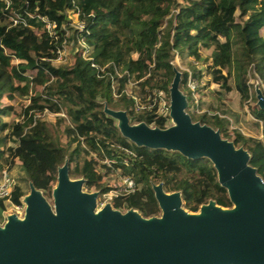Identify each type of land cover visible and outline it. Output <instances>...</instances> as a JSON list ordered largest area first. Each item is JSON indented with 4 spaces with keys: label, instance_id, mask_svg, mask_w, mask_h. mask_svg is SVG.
<instances>
[{
    "label": "trees",
    "instance_id": "obj_1",
    "mask_svg": "<svg viewBox=\"0 0 264 264\" xmlns=\"http://www.w3.org/2000/svg\"><path fill=\"white\" fill-rule=\"evenodd\" d=\"M132 1L12 0L8 7L0 0V169L13 168L20 161L31 182L47 193L58 167L68 159L70 174L83 177L86 188L99 190L102 196L121 188L110 183L120 172L134 177L136 189L115 196L114 208H134L145 217L161 213L153 190V184L160 182L166 191L180 190L190 211H198L211 199L231 207L228 191L208 158L190 159L180 152L137 146L122 135L104 105L126 110L131 122L167 127V117L138 111L134 96L145 100L154 90L169 95L174 68L179 69L175 55L186 50L195 64L181 70V87L188 91L193 120L219 129L224 138L247 149L250 164L264 179V140L231 128L229 119L213 106L198 112L188 87L190 77L202 81L207 74L208 85L212 80L227 90L236 89L264 134V110L250 105L255 95L249 76L253 68L264 83V0ZM69 12L78 13L85 29L75 30L68 41L77 44V35L84 37L89 56L101 66L110 63L104 71L80 50L70 64L54 63ZM43 18L57 23L58 43ZM210 51L212 55L204 58V52ZM201 60L205 68L199 65ZM131 78L137 83L127 93ZM17 96L30 103H21L17 117L9 121L14 111L10 102ZM199 107L203 108L200 98ZM46 109L66 112L70 118L69 122L57 117L56 126L64 124L65 143L41 116ZM24 195L22 186L16 185L12 201L19 204ZM5 204L0 201L2 209Z\"/></svg>",
    "mask_w": 264,
    "mask_h": 264
},
{
    "label": "water",
    "instance_id": "obj_2",
    "mask_svg": "<svg viewBox=\"0 0 264 264\" xmlns=\"http://www.w3.org/2000/svg\"><path fill=\"white\" fill-rule=\"evenodd\" d=\"M169 88L172 124L161 128L132 123L126 110L104 105L124 137L137 146L208 158L228 191L231 207L211 199L198 211L184 207L182 192L154 183L160 215L137 209L99 206L100 191H84L86 180L72 178L69 161L58 167L53 202L30 182L25 214H9L0 225V264H264V179L243 146L219 129L194 121L174 68ZM264 110V92L255 86Z\"/></svg>",
    "mask_w": 264,
    "mask_h": 264
},
{
    "label": "rangeland",
    "instance_id": "obj_3",
    "mask_svg": "<svg viewBox=\"0 0 264 264\" xmlns=\"http://www.w3.org/2000/svg\"><path fill=\"white\" fill-rule=\"evenodd\" d=\"M131 3L132 4L137 3V0H133ZM69 16H71L70 18L72 19L73 23H76V21L78 19L76 13L69 12ZM67 46H68L67 61L63 62V63L54 62L55 64L68 65V63L73 61L75 49L73 48L72 42L68 41ZM212 52L213 51L204 52L203 57L205 58V57L212 55ZM110 54L107 53L106 55L111 57ZM238 54H239V51L236 50L235 55H238ZM193 61H194V58L192 56H190L186 50H180V53H176V55H175L174 64L181 71V70H186V69L192 68L193 63H194ZM202 63H204V62L201 60L199 65L204 66L203 68H205L207 65L206 64L202 65ZM249 76H250V82L252 84L251 92L255 95V99H256L255 86L257 83H259L260 87L264 91V83L257 77L253 68L250 69V75ZM210 78L211 77L208 76L207 74L205 75V77L202 80L203 84L200 87V92L198 93V97L201 99V102H202V107H203L202 109L205 110V109H208L209 107L213 106L214 108H216L218 110L217 111L218 115H220L222 117H226L227 119H229L231 128L241 129L247 135L257 136V137H260L261 139L264 140V134H262L260 126H258V124H257L256 118L251 114L250 109H249V105L242 103L241 95L239 94V92L236 89H232L231 91L227 90V89L223 88L221 84L213 82L212 80H211V83L208 85ZM136 83L137 82L134 81L133 78H131V80L129 82V86L127 87V91L131 92V86H133ZM182 90L188 96V91L185 90L184 88H182ZM255 99L250 102V105H251V103L253 105H257V103H256L257 99L256 100ZM21 103L28 105L30 103V99L21 98L20 96H17L16 100L10 102V104L12 106H14V111H12L10 113V115L7 117V119L9 121L12 119H15L17 117L16 113L21 108V106H20ZM191 105L192 104L190 102V107H191L190 109H193V107ZM188 110H189V107H188ZM61 113L62 114H57V113H52V112L47 113V114L42 113L41 116L45 117V119H47V121H49L51 126H53L55 129H57L56 135L60 136L62 142L65 143L67 141V138L62 132L64 124H62V126H60V127L56 126V124H57L56 122L58 119L57 117L58 116L67 117L69 122H70V118L66 115V112H61ZM20 119L21 118L18 117L17 120H20ZM132 123H136V122H132ZM168 123H169V125H171L172 124L171 120ZM11 144L14 145L15 143L12 142ZM5 167H8V166H5ZM10 172H11L12 177L15 179L17 185L22 186V188L24 189L25 195L28 194L30 192V182L31 181L33 182V180H31L29 178V176L27 175V173L24 171L20 161H17L16 164L14 165V167L10 168ZM71 177L72 178H82V177H76V176H72V175H71ZM111 178L113 180L110 183L113 186H115V185H122L123 186L122 180L117 175L112 176ZM56 184H57V179L52 183L51 188L47 193L43 192L50 202H53L52 189L56 186ZM83 189H84V191H88V192L99 191L96 189L90 190V189L86 188L85 184L83 186ZM113 190H115V189H113ZM105 195L102 196L100 193L99 200H98L100 207H102L103 205H105L108 202L112 203V199L110 200ZM112 205H113V203H112ZM184 207H185V202H184ZM12 213H15V209L13 208V206L11 204L6 203L4 209H2L0 207V225H4L5 222L7 221V216L9 214H12Z\"/></svg>",
    "mask_w": 264,
    "mask_h": 264
},
{
    "label": "built area",
    "instance_id": "obj_4",
    "mask_svg": "<svg viewBox=\"0 0 264 264\" xmlns=\"http://www.w3.org/2000/svg\"><path fill=\"white\" fill-rule=\"evenodd\" d=\"M6 5L9 7L12 4V0H3ZM77 17H79L78 13H76ZM71 16L68 15V22L64 24L63 30L65 31L64 39L61 42V46H59L56 50L57 57L54 60V62L63 63L67 61V42L68 37L71 33H73L75 30H78L79 33H81L85 29V23L84 21H80L79 18L77 19L76 23H73ZM43 21L46 22L47 30L50 33L51 36L54 37L56 42L58 43L61 40L60 35H58L57 31V23L55 21H51L48 18H43ZM17 22V20H15ZM73 48L75 49V53L80 50L82 52L83 57L86 60L92 61V65L97 67L99 70L104 71L105 67L108 66H101L99 63L95 62L94 58L89 56V46L87 45L85 38L77 35V44H74L72 42ZM72 62V61H71ZM70 62V63H71ZM68 63V64H70ZM198 64V63H196ZM130 82V80H129ZM203 84V81H198L197 79H194L190 77L188 81V87L191 90L196 103H197V111L202 112L205 110H201L199 107V97H198V88L201 87ZM127 93H130L127 91ZM264 92V91H263ZM135 103H136V109L138 111H148L152 112L155 111L156 114L159 116L167 117L169 120H171L170 117V94L168 95L166 91L164 90H154L152 93H149L147 95V98L145 100H141L140 98L134 96ZM51 113L48 109L45 110L44 114ZM62 114V113H57ZM152 126V125H151ZM169 126V123H168ZM116 175L122 180L123 186L118 190H113L110 193H107L105 196H107L110 200L113 199L115 196L132 192L136 189V181L134 177L132 176H124L120 172H116ZM17 185L15 179L12 177L9 167H4L3 169H0V201H5V203L11 204L13 208L15 209V213L18 214L20 217H23L25 214L26 205L23 201V197L21 198V203L15 204L12 201L11 195L12 191Z\"/></svg>",
    "mask_w": 264,
    "mask_h": 264
}]
</instances>
